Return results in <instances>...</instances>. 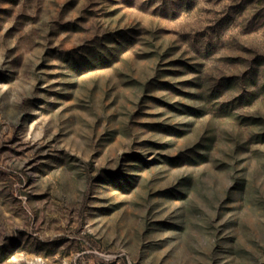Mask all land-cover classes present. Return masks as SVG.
Instances as JSON below:
<instances>
[{
	"label": "rangeland",
	"instance_id": "374dc122",
	"mask_svg": "<svg viewBox=\"0 0 264 264\" xmlns=\"http://www.w3.org/2000/svg\"><path fill=\"white\" fill-rule=\"evenodd\" d=\"M0 264H264V0H0Z\"/></svg>",
	"mask_w": 264,
	"mask_h": 264
}]
</instances>
